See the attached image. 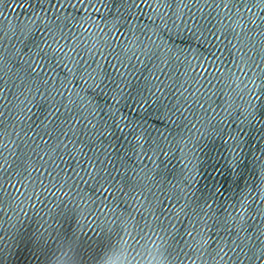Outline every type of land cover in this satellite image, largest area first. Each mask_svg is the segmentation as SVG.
<instances>
[{
	"label": "water",
	"instance_id": "obj_1",
	"mask_svg": "<svg viewBox=\"0 0 264 264\" xmlns=\"http://www.w3.org/2000/svg\"><path fill=\"white\" fill-rule=\"evenodd\" d=\"M0 264H264V0H0Z\"/></svg>",
	"mask_w": 264,
	"mask_h": 264
}]
</instances>
